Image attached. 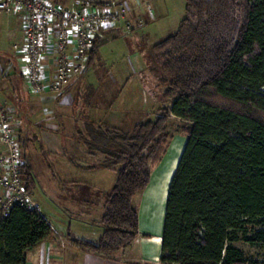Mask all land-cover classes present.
I'll list each match as a JSON object with an SVG mask.
<instances>
[{
	"label": "trees",
	"instance_id": "obj_1",
	"mask_svg": "<svg viewBox=\"0 0 264 264\" xmlns=\"http://www.w3.org/2000/svg\"><path fill=\"white\" fill-rule=\"evenodd\" d=\"M99 46L98 36L88 65ZM150 55L166 86L155 116L129 130L85 119L78 131L86 152L102 156L99 166L115 179L104 193L99 238L70 240L102 256L134 241L139 218L132 200L166 154L173 115L187 125L167 187L160 263L260 264L230 241L241 231L245 242L264 245V0H185L176 30L152 44ZM20 175L32 193L26 163ZM52 235L40 210L13 206L0 220V264H25L27 251Z\"/></svg>",
	"mask_w": 264,
	"mask_h": 264
},
{
	"label": "rangeland",
	"instance_id": "obj_2",
	"mask_svg": "<svg viewBox=\"0 0 264 264\" xmlns=\"http://www.w3.org/2000/svg\"><path fill=\"white\" fill-rule=\"evenodd\" d=\"M94 1H103L112 5H124L126 17L128 21L134 25V29L127 33L122 28L117 27L118 29H114V32L102 36V38H100L101 42L99 41L100 46L98 54L91 65L87 63L85 71L79 74L63 93L70 90L73 94L74 102L77 104L78 108L77 111H81V122L89 118L100 121L105 126H108L106 116L108 112L113 109L111 105L114 106V109L119 111L120 115L122 114L120 111L121 109H125V105L132 106V113L130 115L128 113H123L124 118H122L119 126L120 129L129 130L133 122L146 118H153L157 109L163 105L160 95L164 92L166 86L159 84L158 78L151 67L150 49L152 44L176 30L178 22L184 16L185 0ZM135 1L138 4L141 3L144 10H147L149 13L152 12L151 15L154 19L143 25L132 22L129 18V10L126 4L128 2L134 3ZM58 2L70 6L73 0H58ZM5 17H8L7 14L0 11V29L3 18ZM5 35L6 34L3 33L4 38H2L0 33V105L5 103L3 105L4 107L11 105L18 109L20 108L19 103H21V101L25 102L26 97L37 94L32 93L28 89L22 76V81H24L26 87L20 83L18 87L19 78L17 79L18 81L15 80L14 82L9 80L8 72L12 67L8 66V64L15 62L14 55L16 51L13 48V44H15V42L17 44L19 43L13 35ZM26 88L30 94L27 93ZM104 115L105 119L103 117ZM21 116L22 114L18 113L19 121L21 120ZM83 124L84 122H82V125L79 124V126H74L76 130L80 131L84 128ZM185 125H187L185 121L173 115L170 117L167 124L170 141L166 154L161 163L157 166H153L151 170V172L154 173L153 181H158L160 191L167 190L168 185H164V179L173 174L183 149L185 136L182 127ZM60 134L65 137H63L65 140H63L62 145L64 148V155H61V153H53L45 162H48L52 166L51 172L55 175L56 179V186L54 188L58 186L61 192L59 194L55 193V195L51 193L52 195H50L47 192L48 186L43 183L44 180L41 177L38 178L33 188V195L30 193L32 196L31 198L39 204V207L40 205H45L49 208L48 220L59 234H65L67 228L71 234L72 231L76 232V229H78L77 232L80 233L94 232V229L89 228V226H83V224L78 225L72 222L70 226L69 224L66 225L68 222L66 210L68 211L67 205H70L72 188L64 182L63 177L54 167L57 163L61 162L71 163L75 166L77 164L75 161L93 164L96 161H100L102 156L99 155L92 159L87 156L85 151L79 152L77 149H70L69 139L68 136H66L67 131H65L64 134L60 132ZM81 145L83 146V144ZM75 173L79 172L75 171ZM97 173H99L98 180L100 185L108 190L115 179L114 171L106 168L98 170ZM93 176L95 175L93 174ZM93 176L86 172L83 173L84 179H96V176ZM171 176L169 177V181ZM88 187V185L74 187L75 189L73 188V191L75 192H73V194H86ZM94 195L96 197V194ZM138 195L139 194L135 195L133 198L134 203H136ZM39 210H41V208ZM251 231L252 228L248 226L245 235H250ZM243 235L244 233L241 231L236 232L230 243L243 250L251 259L260 264H264V245H251L242 239Z\"/></svg>",
	"mask_w": 264,
	"mask_h": 264
},
{
	"label": "crops",
	"instance_id": "obj_3",
	"mask_svg": "<svg viewBox=\"0 0 264 264\" xmlns=\"http://www.w3.org/2000/svg\"><path fill=\"white\" fill-rule=\"evenodd\" d=\"M126 5L129 10V18L132 22H141L143 25L154 19L151 15L152 12L149 13L147 10H144L141 3L138 4L135 1L134 3L128 2ZM7 16L3 18L1 24L0 33L2 38H4L3 33L7 36L13 35L19 44H23L22 18L19 15L7 14ZM111 32H114V29L103 31L99 35V41L102 36ZM14 61L8 64V66L12 67L11 70L9 69L8 78L12 82L18 81L17 79L19 78L18 87L19 83L26 87L20 75V66L16 53ZM27 93L29 92L27 91ZM19 107L17 109L14 106L8 105L7 108L10 110L13 118L18 119V113L22 114L19 125L22 163H26L29 166L35 180V185L38 178L42 177L43 183L48 186L47 192L50 195L59 194L61 191H59L58 186L54 188L56 186V179L55 175L51 172L52 166L45 161L53 153L64 155L62 145L65 137L60 132L64 134L67 131L66 136L69 139L70 149L86 152L84 146L77 139L79 133L75 128V126L82 125V122H84V120L82 122L80 120L81 111H77V104L74 102V96L70 90L61 95H55L49 91H44L33 96L29 95V97H26L25 102L21 101L19 103ZM111 108L113 109L110 110L109 108L110 112L106 116L108 120L107 125L108 127L120 129L121 120L124 118L123 113L130 115L133 111L132 106L125 105V109H121L120 111L121 115L119 111L114 109L113 105H111ZM103 117L105 119V115ZM93 121L100 122L97 120ZM87 156L94 159V157L99 155H89L87 153ZM101 161L102 159L93 164L75 161L81 166H96L90 169L78 165L75 166L67 162L57 163L54 167L61 174L64 182L72 188L70 205H67L68 211L66 210L68 215L66 225L69 224L70 226L72 222H75L78 225L89 226V228L94 229V232L80 233L76 229V232L72 231L71 234L67 228L65 234H59L48 220L49 208L45 205H40V212L54 229V235L27 251L25 264H161L159 256L167 190H159L158 181H153L154 173H152L148 186L139 193L136 203H134V199L132 200V205L138 212L139 233L128 247L110 255L102 256L81 248L70 240L71 238H76L94 241L99 238L103 231L100 219L105 212L104 193L107 190L100 185L98 180V170L106 169L99 166ZM75 171L79 173H75ZM84 172L92 176L94 174L96 179H84ZM80 185L89 186L86 194L74 195V187H80ZM94 194H96V197Z\"/></svg>",
	"mask_w": 264,
	"mask_h": 264
},
{
	"label": "built area",
	"instance_id": "obj_4",
	"mask_svg": "<svg viewBox=\"0 0 264 264\" xmlns=\"http://www.w3.org/2000/svg\"><path fill=\"white\" fill-rule=\"evenodd\" d=\"M0 11L23 20V44H13L28 89L60 95L86 69L97 37L105 30L134 29L122 4L94 0H0ZM142 23H139V25ZM19 119L0 105V220L13 206L39 210L20 175Z\"/></svg>",
	"mask_w": 264,
	"mask_h": 264
},
{
	"label": "bare ground",
	"instance_id": "obj_5",
	"mask_svg": "<svg viewBox=\"0 0 264 264\" xmlns=\"http://www.w3.org/2000/svg\"><path fill=\"white\" fill-rule=\"evenodd\" d=\"M171 175H172V174H171ZM171 175H170V176H171ZM170 176H167V178L164 179V185H165V186L168 185V183H169V177H170Z\"/></svg>",
	"mask_w": 264,
	"mask_h": 264
}]
</instances>
